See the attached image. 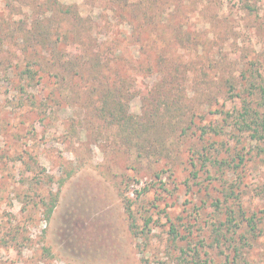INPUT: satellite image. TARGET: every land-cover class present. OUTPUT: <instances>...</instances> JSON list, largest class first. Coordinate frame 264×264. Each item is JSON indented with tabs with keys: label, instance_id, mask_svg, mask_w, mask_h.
<instances>
[{
	"label": "rangeland",
	"instance_id": "rangeland-1",
	"mask_svg": "<svg viewBox=\"0 0 264 264\" xmlns=\"http://www.w3.org/2000/svg\"><path fill=\"white\" fill-rule=\"evenodd\" d=\"M133 1L154 32L104 0H0V264H264V137L236 122L247 101L264 114V0ZM57 2L82 24L32 49L21 25L73 29ZM161 55L186 112L157 129ZM123 77L142 136L97 115Z\"/></svg>",
	"mask_w": 264,
	"mask_h": 264
},
{
	"label": "trees",
	"instance_id": "trees-1",
	"mask_svg": "<svg viewBox=\"0 0 264 264\" xmlns=\"http://www.w3.org/2000/svg\"><path fill=\"white\" fill-rule=\"evenodd\" d=\"M246 2L248 0H245ZM104 3L109 7V10H111L112 13L119 14L128 17L132 19V21H138L139 17H141L142 13H144V18L147 20L142 22L139 21L138 26L140 29L145 28L149 29V32H154L155 29H157V25L152 23L153 21L149 16L147 15V10L142 7V2L135 3L133 0H104ZM57 8L59 13L67 16L68 18L74 19L75 25L73 26V29L69 32L64 31L62 26L53 27L51 26L53 24L52 21H49L48 24L43 21V19H37L34 26L27 27L29 24H26L25 27L22 25L19 27V31L23 32L24 38L27 41L28 40H36V43L33 45L32 49H35L38 43L41 42L43 37H51L53 34H58V39H70L73 35H75L77 25H81L83 22V18L81 15L80 10L75 6H65L61 2H57ZM249 5V4H247ZM27 27V28H26ZM42 37V38H41ZM76 37V36H74ZM33 50V51H34ZM50 51V50H49ZM54 51V50H53ZM34 55V54H33ZM98 59H101V57H97ZM94 60V59H93ZM30 67L26 70L27 79L33 80L37 73H41L42 69V62L40 60H34L30 62ZM102 64V60H94V67L100 66ZM160 67L161 73L163 76L159 80L156 87H154L157 91L153 92L156 96L152 100L151 104L149 105V115H154V125H156L157 129L158 127L162 126V123L164 120L165 123H171L172 121H176V119L183 113L186 112L185 108H183V94L184 92H180L178 95L174 93L175 84L179 81V77L181 75V65L177 64L170 69L167 58L165 55L158 56V61L156 63ZM33 65L38 66L39 69H33ZM167 66V68H165ZM149 71L152 69V67H148ZM94 70V69H93ZM95 72V71H94ZM43 76V74H41ZM42 76H40L38 79H40ZM126 77H123L120 79V84L111 86L108 88V90L105 92L103 97L100 99V105L97 107V115L103 119L105 122H108L111 125L117 126V129L120 130V133L122 135H125L127 137L131 136V133L137 134V136H142L140 134H143L144 131H147L149 129L150 122L147 120H144L143 117H138L135 114L131 113L129 111L128 104L125 103V96H126ZM252 88L254 91L261 90L264 96V86H258V85H252ZM249 91V89L247 90ZM151 97H149L150 99ZM261 106L260 104H258ZM151 106V107H150ZM187 108V106H186ZM188 109V108H187ZM185 110L184 112H182ZM190 111L192 114H194V108ZM227 117H231L232 114L230 112H224ZM241 118H237V125H239V130L243 132H249L250 136L252 138H263L264 137V114L261 113V111L258 108H252L251 102L247 101L246 105L243 108V111L239 114ZM149 124L147 125V123ZM146 128V129H144ZM140 134H139V133ZM204 133H207L204 132ZM218 133V132H217ZM219 133H221L219 131ZM159 154H162V150L158 151ZM55 206V202L51 203V207L48 210V214L50 215L53 211V208ZM129 219L131 223V228L134 233L135 230L139 227L138 219L134 212L131 210L129 205ZM150 217L146 219V222L149 223ZM253 218H250L249 223L251 224L253 222ZM229 223L235 222L234 216H230L228 218ZM236 225H239L235 223ZM251 229H255V225L251 226ZM170 233L173 235V239H176L174 241H177L178 239H184V236H181L178 232V229L172 225Z\"/></svg>",
	"mask_w": 264,
	"mask_h": 264
}]
</instances>
